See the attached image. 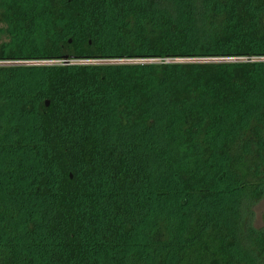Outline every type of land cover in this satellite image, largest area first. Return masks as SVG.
Returning a JSON list of instances; mask_svg holds the SVG:
<instances>
[{
  "label": "trees",
  "instance_id": "trees-1",
  "mask_svg": "<svg viewBox=\"0 0 264 264\" xmlns=\"http://www.w3.org/2000/svg\"><path fill=\"white\" fill-rule=\"evenodd\" d=\"M257 57L264 0H0V264H264Z\"/></svg>",
  "mask_w": 264,
  "mask_h": 264
},
{
  "label": "rangeland",
  "instance_id": "rangeland-1",
  "mask_svg": "<svg viewBox=\"0 0 264 264\" xmlns=\"http://www.w3.org/2000/svg\"><path fill=\"white\" fill-rule=\"evenodd\" d=\"M252 61H264V58H251ZM208 60V59H206ZM228 60V59H226ZM135 60H104L96 63L100 64H117V63H138ZM194 61H199V60H194ZM230 61V60H229ZM45 64H49V62H43ZM34 64V63H31ZM38 64V63H36ZM42 64V63H41ZM70 64H80L78 61H72ZM84 64H92V62H86ZM251 210V225L254 228H259L261 226V215L264 214V198L260 199L254 206L250 208Z\"/></svg>",
  "mask_w": 264,
  "mask_h": 264
},
{
  "label": "built area",
  "instance_id": "built-area-1",
  "mask_svg": "<svg viewBox=\"0 0 264 264\" xmlns=\"http://www.w3.org/2000/svg\"><path fill=\"white\" fill-rule=\"evenodd\" d=\"M232 60H234V59H232ZM135 61H137V62H147V63H169V62H172L171 60H168V59H142V60H135ZM78 62L79 63H81V62L82 63H86L88 61H78Z\"/></svg>",
  "mask_w": 264,
  "mask_h": 264
},
{
  "label": "water",
  "instance_id": "water-1",
  "mask_svg": "<svg viewBox=\"0 0 264 264\" xmlns=\"http://www.w3.org/2000/svg\"><path fill=\"white\" fill-rule=\"evenodd\" d=\"M47 104H48V102H47V101H45L44 105H45V106H47Z\"/></svg>",
  "mask_w": 264,
  "mask_h": 264
}]
</instances>
